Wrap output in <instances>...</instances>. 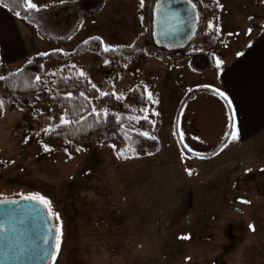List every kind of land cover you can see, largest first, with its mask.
<instances>
[{
  "label": "rangeland",
  "instance_id": "374dc122",
  "mask_svg": "<svg viewBox=\"0 0 264 264\" xmlns=\"http://www.w3.org/2000/svg\"><path fill=\"white\" fill-rule=\"evenodd\" d=\"M88 54L48 60L39 80L75 65L98 89L94 112L125 114L136 121L127 127L136 132H143L137 121L147 117L158 124L148 133L159 150L125 161L111 145L79 148L74 156L46 152L39 140L62 114L50 110L46 91L36 96L38 114L16 107L0 80V200L38 194L51 202L63 235L49 264H264V131L229 139L221 151L229 117L220 100L196 93L178 113L187 93L202 88V77L165 69L151 54L149 62L128 63L110 84L99 74L105 60ZM16 71L0 59V76ZM135 85L156 102L145 92L142 106L125 103ZM101 92L116 95L107 101ZM175 132L190 155L182 153Z\"/></svg>",
  "mask_w": 264,
  "mask_h": 264
},
{
  "label": "crops",
  "instance_id": "0c3cea01",
  "mask_svg": "<svg viewBox=\"0 0 264 264\" xmlns=\"http://www.w3.org/2000/svg\"><path fill=\"white\" fill-rule=\"evenodd\" d=\"M215 1L219 7L217 42L213 49L215 67L197 73L190 69L188 60L178 57L160 64L170 71L180 69L191 78L202 77V88L190 96L199 93L197 96L206 99L217 98L227 108L228 132L231 130L236 137H255L264 131V0ZM33 2L44 8L36 15V21L50 39L41 38L33 25L0 5V59L6 66H16L17 71L33 56L61 51L70 44L72 48L68 51H73L81 41L76 39L84 31L88 32L85 39L100 37L103 47L112 48L132 44L143 32L138 15L140 0H105L99 12L84 18L79 0ZM54 4L58 5L50 7ZM43 48L47 52H42ZM88 55L75 56L73 60ZM217 61L221 62L220 67ZM49 62L44 63L43 69ZM220 92L230 104L219 96Z\"/></svg>",
  "mask_w": 264,
  "mask_h": 264
},
{
  "label": "trees",
  "instance_id": "16d2710c",
  "mask_svg": "<svg viewBox=\"0 0 264 264\" xmlns=\"http://www.w3.org/2000/svg\"><path fill=\"white\" fill-rule=\"evenodd\" d=\"M79 2H82L81 17L84 18L99 12L105 0H79ZM4 3L8 7L3 6V4L0 5L14 15L16 12H20V17L33 25L41 38L50 39L36 21V15L44 8L40 9L39 12L26 11L25 0H4ZM192 3L196 5L197 11L196 34L188 45L179 50L168 51L155 44L152 36V14L155 0H144V6H140L138 10L144 32L131 45L117 47L114 48L115 51L105 52L99 41L89 38L85 40L89 41L88 44L83 41L70 53L53 51L49 52L48 55L33 56L29 60L31 63L28 61L21 69L8 74L4 77L5 79L1 80L2 92L9 97L16 107L31 110L36 115L38 114L34 110L37 101L36 96L40 91H46L50 110L61 113L62 116L67 113L66 118L70 119L72 123L67 126L59 124L48 131L39 140L42 146L46 144L50 149H63L72 156L77 154V148L89 149L97 145H115L114 151L117 158L121 149H124L125 156L130 157L128 159L153 155L159 150V142L157 139L152 140L140 136L139 133L141 132L127 128L136 122L132 118L112 111L100 113L93 111L98 91L92 87L93 84L87 78L80 77L75 68L66 65L50 74L44 81H37L36 77L42 72L45 61L63 62L74 56L87 53L98 54L105 60V63L99 67V74L110 84L117 81L118 76L125 70L128 63L135 61L145 63L149 61L151 54L161 62H164L168 57L186 59L190 69L194 72H207L215 67L213 49L217 42L216 22L219 7L215 0H192ZM57 5L54 4L50 7L54 8ZM89 7L91 9H88ZM9 8L12 10L10 11ZM209 23L213 25V28L208 27ZM78 26V24L75 25L71 32H75ZM195 90H190L184 97L178 113ZM69 93L71 94L70 99L68 98ZM103 99L110 101L112 95H106ZM145 100V89L142 85H135L123 97L125 103L133 104L136 107L142 106ZM1 115L2 109H0V117ZM137 125L143 132L147 133L158 126L157 123L154 124L148 119L138 120ZM175 135L182 153L190 155L191 153L185 148L177 132ZM226 139L229 140L228 135L221 143V148L225 145ZM129 145L135 147L134 156L128 151ZM128 159L118 158L120 161Z\"/></svg>",
  "mask_w": 264,
  "mask_h": 264
},
{
  "label": "water",
  "instance_id": "95a60500",
  "mask_svg": "<svg viewBox=\"0 0 264 264\" xmlns=\"http://www.w3.org/2000/svg\"><path fill=\"white\" fill-rule=\"evenodd\" d=\"M196 30L197 11L187 0L155 1L152 36L158 47L179 50ZM55 228L41 204L23 197L0 200V264H49L56 251Z\"/></svg>",
  "mask_w": 264,
  "mask_h": 264
},
{
  "label": "snow or ice",
  "instance_id": "6c2138e0",
  "mask_svg": "<svg viewBox=\"0 0 264 264\" xmlns=\"http://www.w3.org/2000/svg\"><path fill=\"white\" fill-rule=\"evenodd\" d=\"M61 2H63V0H61ZM188 2L191 4L192 8L195 9L196 5L192 3V0H188ZM0 4H3V6L5 7H8V5L6 3H4V0H0ZM26 11H36V12H39L40 11V5L36 4L33 2V0H26ZM140 6L143 7L144 6V0H140ZM46 7V6H45ZM159 7V5H158ZM9 10L11 11L12 9L9 8ZM15 15H17L18 17L21 16V13L20 12H16ZM208 27L211 29L213 28V25L211 23L208 24ZM92 40L94 41H99L100 44H104V42L101 40L100 37H92ZM85 44H88L89 41H84ZM104 51L105 52H109V51H115L114 48H112L111 46L109 45H104ZM42 55H48V53H43ZM29 63H31V61H29ZM220 61H217V67H220ZM71 67L75 68V65H72ZM23 71V70H21ZM78 75L80 77H85V73L83 71H79ZM86 78V77H85ZM5 79L4 77L0 76V80H3ZM40 78L39 77H36V80L38 81ZM93 88H95L96 86L93 84L92 85ZM98 90V89H97ZM145 92H147V99L149 100V102H156L154 97H153V94L151 92H148L147 89L145 88ZM106 95H109V93H105V92H101V96H106ZM112 95H116L115 93H112ZM81 96H83V93H81ZM219 96L224 99L226 102H228L229 104L231 103L230 101H228V97L223 93V92H220L219 93ZM69 99L71 98V94L69 93ZM117 99H120L119 96H116ZM3 108V100H0V109ZM93 111H95V109H93ZM155 115H159V113H154ZM67 117V113L65 114V116H62L60 118V124L61 125H70L72 123V121ZM145 120H147V117H144ZM140 136H143V137H148L152 140H156V137L155 136H149V133L147 132H141L139 133ZM181 137L183 136V133L180 134ZM228 137H230L231 139H236V136L235 134L230 130L228 132ZM227 139L225 141V145L224 147H227ZM185 147H187V145H184ZM44 147V151H51V149L45 144L43 145ZM113 148H115V145H112ZM77 151H80L79 148H77ZM128 151L131 152V154L134 156L135 155V147L129 145L128 147ZM221 151H223V148L221 149ZM70 158V157H69ZM118 158H124V159H128L130 158L129 156H125L124 155V149H121L119 154H118ZM203 158V157H201ZM264 171V170H262ZM189 175H192V172L189 171L188 172ZM23 199H26V200H30V201H33V202H36V203H39L41 204L42 206H44L46 208V210L48 211L49 213V216L51 218H54L56 221H60V217H59V214L58 213H54L52 210H51V202L49 200H47L45 197L41 196V195H38V194H34V195H31V196H25L23 197ZM241 203H250L249 201H241ZM54 231L56 232V252L58 253L59 252V248H60V244L62 242V223L61 224H58L56 226V228L54 229ZM183 239H188V237H182ZM53 259H55V256H53Z\"/></svg>",
  "mask_w": 264,
  "mask_h": 264
}]
</instances>
